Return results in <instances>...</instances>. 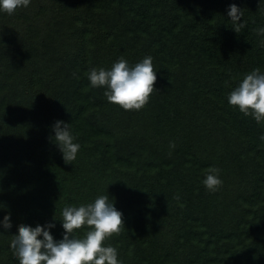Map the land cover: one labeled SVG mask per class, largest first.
Returning <instances> with one entry per match:
<instances>
[{
	"label": "trees",
	"instance_id": "trees-1",
	"mask_svg": "<svg viewBox=\"0 0 264 264\" xmlns=\"http://www.w3.org/2000/svg\"><path fill=\"white\" fill-rule=\"evenodd\" d=\"M259 28L264 0H31L0 11V264H19L20 225L54 224L58 242L63 208L101 195L124 221L105 241L120 264H264V122L228 103L246 74L264 73ZM148 56L157 79L141 110L90 85L92 68ZM58 121L80 145L70 164ZM210 167L223 181L214 193Z\"/></svg>",
	"mask_w": 264,
	"mask_h": 264
},
{
	"label": "clouds",
	"instance_id": "clouds-1",
	"mask_svg": "<svg viewBox=\"0 0 264 264\" xmlns=\"http://www.w3.org/2000/svg\"><path fill=\"white\" fill-rule=\"evenodd\" d=\"M31 0H0V11L12 15L21 7H28ZM243 12L232 4L228 10L234 31L240 32L245 27L240 21ZM258 35L264 36V28L256 30ZM90 85L94 88L104 87L105 97L109 103L119 106L125 111H139L144 108L155 91L156 71L152 57L148 56L141 62L130 66L121 57L110 70L92 68L88 73ZM230 106L238 108L244 116H251L257 123L264 122V73L259 68L246 74L242 82L235 87L228 96ZM62 121L54 126V139L62 153L63 160L70 164L76 159L80 149L74 143L69 125ZM264 140V136H261ZM175 143L169 147L174 149ZM220 169L210 167L206 170L203 180L209 192H216L222 187L219 178ZM174 199L179 200L177 195ZM183 207V205H180ZM10 217L5 216L3 227L11 228ZM54 224L44 227L20 225L18 234L13 236L10 247L19 264H120L117 249L106 246L105 241L114 235H119L124 229L122 214L109 202L107 195H101L93 203L79 207L66 206L62 210L63 238L55 241L49 229ZM87 228L83 238L73 235L76 231ZM42 237V239H41Z\"/></svg>",
	"mask_w": 264,
	"mask_h": 264
}]
</instances>
